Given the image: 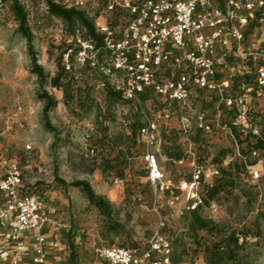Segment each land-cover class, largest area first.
I'll return each instance as SVG.
<instances>
[{
	"label": "rangeland",
	"instance_id": "rangeland-1",
	"mask_svg": "<svg viewBox=\"0 0 264 264\" xmlns=\"http://www.w3.org/2000/svg\"><path fill=\"white\" fill-rule=\"evenodd\" d=\"M19 1L46 79L40 82L32 71L11 0H0V155L21 164L25 181L33 189L50 192V211L58 219L65 248L54 262L98 264L96 253L102 248L144 250L161 217L166 223L163 235L172 243V264H264V149L263 176L254 182L233 156L229 141L217 131L207 136L199 132V94L188 112L177 106L172 109V119L162 128L159 156L167 176L178 187L192 180L197 167H214L219 174L212 184L220 182L223 189L199 212L209 225L193 231V216H180L170 208L169 195H154L147 181L145 147L138 142L142 115L101 87L105 57L101 61L95 50L86 51L75 41L78 30L73 34L60 19L50 16L44 0ZM60 67H66L68 80L72 79L74 97L91 102L88 111L76 104L67 106L64 92L51 86L49 77H55ZM43 92L56 101L49 113L56 137L45 126ZM144 109L153 114L162 108L155 109L147 101ZM182 113L191 118L189 132L179 124ZM250 145L242 144L245 153ZM92 148L94 156L88 153ZM166 151L181 160L170 159ZM79 181L89 182L109 207L90 203L81 188L72 186ZM176 195L184 205V192L177 190ZM230 236L239 240L238 245L229 241ZM23 261L30 264L29 258Z\"/></svg>",
	"mask_w": 264,
	"mask_h": 264
},
{
	"label": "built area",
	"instance_id": "built-area-1",
	"mask_svg": "<svg viewBox=\"0 0 264 264\" xmlns=\"http://www.w3.org/2000/svg\"><path fill=\"white\" fill-rule=\"evenodd\" d=\"M66 2L67 7L84 11L92 19L104 41V75L123 101L142 115L138 142L145 147L147 181L156 197L169 195L167 205L178 208L179 190L191 204L188 209L195 210L204 205L205 186L212 185L219 174L214 167L199 166L190 182L175 187L159 162L162 128L172 119V109L177 106L188 112L198 94L199 132L207 136L217 131L232 145L233 156L249 170L251 180L262 178L263 151L254 145L264 142V0ZM74 40L86 51L94 50L85 30L78 29ZM147 101L162 109L147 113ZM179 124L185 132L191 131L187 113L180 115ZM244 142L251 144L246 153ZM89 153L94 156L96 150ZM49 195L26 183L24 168L17 160L0 155L2 258L12 256L18 261L31 252L32 264H51L49 256L57 241L50 238H60ZM164 227L160 217L144 250H97L98 264H170L171 244L160 232ZM153 255L159 259L153 260Z\"/></svg>",
	"mask_w": 264,
	"mask_h": 264
},
{
	"label": "trees",
	"instance_id": "trees-1",
	"mask_svg": "<svg viewBox=\"0 0 264 264\" xmlns=\"http://www.w3.org/2000/svg\"><path fill=\"white\" fill-rule=\"evenodd\" d=\"M67 0H44L45 6L47 9V13L57 19H60L67 27L71 30V32L74 34L76 30L81 28L82 30H85V37L92 39V44L94 46V50L97 51V55L100 57V60L102 61L104 57V41L102 39V36L96 33V30L94 28V23L92 19L87 15L86 12L78 10L76 8H69L65 4ZM12 5L11 9L15 17L17 18V21L19 23V32L26 40L28 53L30 55L31 63H32V71L37 76V78L42 82L46 79L44 75V69L41 65L38 64L35 52L33 50V35L32 32L27 24V13L25 11V8L20 3L19 0H11ZM68 72L66 70V67H60L58 74L50 78L49 82L51 86L55 89L61 90L64 92L65 96V104L67 106L71 105H78L80 109H84V111H88L91 107V102L85 98L84 100H78L76 97H74V94L71 92L72 88V79L68 80ZM103 81L105 83V87L107 88L108 95L111 98L114 99H122V95L119 92H116L110 85L108 78L102 73ZM68 80V81H67ZM43 99H44V107H43V117L45 120V126L48 130L54 133L55 137L58 136L56 129L52 126L50 119H49V113L52 111V109L56 106V101L53 96H50L47 92H43ZM255 148L257 149H264V142L259 141L256 143ZM89 153V152H88ZM166 155L170 159L175 160H181L180 156H175L171 153V151H166ZM73 187H79L82 189V191L86 194L87 199L90 203L95 204L101 209H107L109 207V202L106 201V199L102 196H98L95 194L94 190L92 189L91 185L87 181H79L72 184ZM221 184L219 183H213L212 185L205 186L204 190V205L198 206L195 210L188 209L190 207L189 203L186 201L184 205L179 204L178 208H172L175 211H178L180 213V216L184 215H191L193 216V222L191 223V229L193 231H199L204 230L209 225V223L202 219L199 216L200 210L209 203L210 200H213L218 194H220L221 190ZM210 198V199H208ZM52 201V200H50ZM159 226V225H158ZM166 228L165 227L160 230L161 234L163 235V232ZM60 234V230L58 231ZM61 236V235H60ZM163 237L169 241V237ZM50 240L56 242L57 246L51 251L49 256V261L51 264H56L55 258L58 254H61V252L65 251V248L62 245V240L56 239L54 236L50 238ZM232 241L234 244L238 245L239 240L235 236H230L229 241ZM172 248V243L169 241ZM173 251V248H172ZM153 260L159 259L158 255L152 256ZM55 261V262H54ZM173 258L172 255L170 257V264H172Z\"/></svg>",
	"mask_w": 264,
	"mask_h": 264
},
{
	"label": "crops",
	"instance_id": "crops-1",
	"mask_svg": "<svg viewBox=\"0 0 264 264\" xmlns=\"http://www.w3.org/2000/svg\"><path fill=\"white\" fill-rule=\"evenodd\" d=\"M59 233V232H58ZM1 234V233H0ZM59 238H61V236H60V234H59ZM1 236H0V241H1ZM26 243H27V245H30V243H31V241L30 240H27L26 241ZM27 258H29V260H30V264H32V253L31 252H29V253H26L25 255H24V257L21 259V260H12V256L11 257H7V258H2L1 256H0V263L1 264H27V263H24V261L23 260H26ZM8 262V263H7Z\"/></svg>",
	"mask_w": 264,
	"mask_h": 264
}]
</instances>
